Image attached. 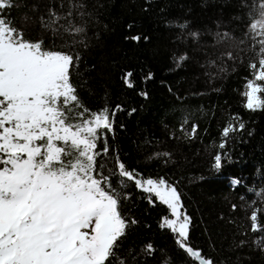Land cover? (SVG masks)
I'll return each instance as SVG.
<instances>
[{"label":"trees","instance_id":"obj_1","mask_svg":"<svg viewBox=\"0 0 264 264\" xmlns=\"http://www.w3.org/2000/svg\"><path fill=\"white\" fill-rule=\"evenodd\" d=\"M69 2L13 0L4 15L25 40L79 54L70 70L79 101L91 112L107 107L112 120L97 145L102 149L106 140L109 148L99 158L105 174L118 157L139 178L164 177L191 218L194 250L214 264H264V249L255 244L264 231L252 232L249 219L264 208V110H248L241 96L257 60L247 29L254 0H71L84 5L69 18L84 31L55 37L41 17L47 20L50 9L66 15ZM128 72L133 87L123 79ZM229 125L236 130L224 137ZM112 183L127 197L122 215L137 221L118 241L125 264H193L176 236L160 227L170 210L150 203L134 182L122 189L116 178ZM258 220L264 225V212ZM148 243L151 254L143 251Z\"/></svg>","mask_w":264,"mask_h":264},{"label":"snow or ice","instance_id":"obj_2","mask_svg":"<svg viewBox=\"0 0 264 264\" xmlns=\"http://www.w3.org/2000/svg\"><path fill=\"white\" fill-rule=\"evenodd\" d=\"M12 6L13 0H0V264H125L116 251L118 241L137 221L122 215L120 202L127 197L113 185V178L121 189L126 181L134 182L149 194L150 203L158 201L170 210L172 218L165 216L160 227L176 236V244L193 264H214L188 243L191 218L182 211L175 185L164 177L139 178L118 157L116 167L105 174L107 164L99 158L106 157L109 148L106 140L102 149L97 145L104 130L112 131V120L107 107L91 112L80 103L70 75L79 54L25 40L4 15ZM83 7L70 0L66 15L50 9L47 20L41 17L42 26L55 37L82 33L84 28L69 18L73 8ZM248 15L257 60L249 65L255 71L241 96L245 108L257 111L264 110V0H254ZM131 76L128 72L123 77L128 87H133ZM244 127L239 124L240 130ZM235 130L229 125L223 136ZM214 160L213 168L219 171L222 158L216 155ZM261 212L264 208L251 211L254 233L264 231L258 220ZM255 244L264 249V236ZM143 251L151 254L155 249L148 243Z\"/></svg>","mask_w":264,"mask_h":264}]
</instances>
